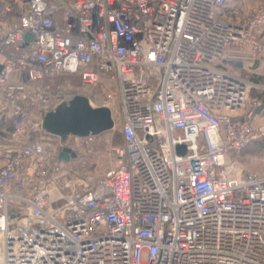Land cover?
I'll use <instances>...</instances> for the list:
<instances>
[{
  "label": "built area",
  "instance_id": "obj_1",
  "mask_svg": "<svg viewBox=\"0 0 264 264\" xmlns=\"http://www.w3.org/2000/svg\"><path fill=\"white\" fill-rule=\"evenodd\" d=\"M19 2L0 10V264H264V177L233 159L264 127L222 68L232 45L264 57V6L231 24L228 0ZM63 76L87 92L52 93ZM76 96L119 128L107 167L99 136L44 129Z\"/></svg>",
  "mask_w": 264,
  "mask_h": 264
},
{
  "label": "crops",
  "instance_id": "obj_2",
  "mask_svg": "<svg viewBox=\"0 0 264 264\" xmlns=\"http://www.w3.org/2000/svg\"><path fill=\"white\" fill-rule=\"evenodd\" d=\"M19 3V0H10L8 2V6L11 9V13L7 14L9 19L13 17L18 18L20 15ZM258 6H264V0H228L223 18L231 24H238L242 21L240 18L243 14L245 16L249 10ZM261 37L264 39V24L261 27ZM222 68L237 77L247 80L253 85L246 107L240 118L249 120L255 127H264V102H262V99H264V57L255 58L247 50L240 48L237 45H232L228 48ZM93 95V99H101V95ZM263 144L264 139L250 145L245 151L248 152L252 149L257 152V149H259L262 150V153H264ZM104 159L106 160L102 154L100 161H103ZM233 159L237 165L247 171L240 163L237 162L235 157H233Z\"/></svg>",
  "mask_w": 264,
  "mask_h": 264
},
{
  "label": "water",
  "instance_id": "obj_3",
  "mask_svg": "<svg viewBox=\"0 0 264 264\" xmlns=\"http://www.w3.org/2000/svg\"><path fill=\"white\" fill-rule=\"evenodd\" d=\"M25 40L32 41V35L27 34ZM43 126L48 133L65 139L68 136L97 137L111 131L114 123L109 109L93 108L85 96H76L60 105L53 113L47 114ZM60 159L68 161L69 157L62 153Z\"/></svg>",
  "mask_w": 264,
  "mask_h": 264
},
{
  "label": "rangeland",
  "instance_id": "obj_4",
  "mask_svg": "<svg viewBox=\"0 0 264 264\" xmlns=\"http://www.w3.org/2000/svg\"><path fill=\"white\" fill-rule=\"evenodd\" d=\"M9 1L10 0H0V10L1 8L2 9L6 8L7 7L6 4H8ZM243 17H244V14L242 15L240 19L242 20ZM45 85L50 86L52 93H55L59 89H62V91H64L67 94H72V93L82 94V93L87 92V88L81 84L80 80L77 77L63 76V77L54 79L52 81H46ZM106 91L113 92V94L115 95L116 93L115 85L109 81L108 82L103 81V88H99L95 90V92L92 93L90 97L93 100V97H94L93 94L103 95ZM251 91L252 89L250 90V92ZM112 135L114 138L115 145L117 146L123 145V141L121 140V134H120L119 128L118 129L116 128L114 132L113 131L106 132L100 135L96 140L97 148L101 152V154H104L103 150L105 149V147H107L106 142L107 140H109V138ZM257 150H258L257 152L253 151L252 149H250V151L248 152L245 151L242 154L235 156V159L247 171H250L258 176H264V153H262V150H259V149ZM177 152L183 153L184 149L177 148ZM101 163L105 167H107L109 164L107 159L106 160L104 159L103 161H101ZM53 206L55 207V205Z\"/></svg>",
  "mask_w": 264,
  "mask_h": 264
},
{
  "label": "trees",
  "instance_id": "obj_5",
  "mask_svg": "<svg viewBox=\"0 0 264 264\" xmlns=\"http://www.w3.org/2000/svg\"><path fill=\"white\" fill-rule=\"evenodd\" d=\"M262 102H264V99H262ZM121 140H122V137H121ZM116 143V142H115Z\"/></svg>",
  "mask_w": 264,
  "mask_h": 264
}]
</instances>
